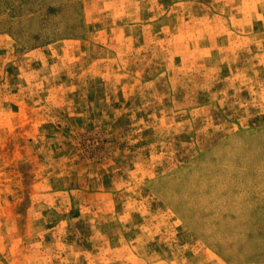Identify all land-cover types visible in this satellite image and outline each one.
<instances>
[{
    "label": "rangeland",
    "instance_id": "obj_1",
    "mask_svg": "<svg viewBox=\"0 0 264 264\" xmlns=\"http://www.w3.org/2000/svg\"><path fill=\"white\" fill-rule=\"evenodd\" d=\"M0 264H264V0H0Z\"/></svg>",
    "mask_w": 264,
    "mask_h": 264
}]
</instances>
